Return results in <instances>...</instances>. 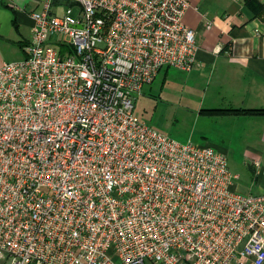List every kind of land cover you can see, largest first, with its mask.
<instances>
[{
    "label": "built area",
    "instance_id": "obj_1",
    "mask_svg": "<svg viewBox=\"0 0 264 264\" xmlns=\"http://www.w3.org/2000/svg\"><path fill=\"white\" fill-rule=\"evenodd\" d=\"M188 6L30 12L24 57L0 64V264L264 263V193L238 191L224 153L134 113L162 67L194 65Z\"/></svg>",
    "mask_w": 264,
    "mask_h": 264
},
{
    "label": "crops",
    "instance_id": "obj_2",
    "mask_svg": "<svg viewBox=\"0 0 264 264\" xmlns=\"http://www.w3.org/2000/svg\"><path fill=\"white\" fill-rule=\"evenodd\" d=\"M39 2L0 0V51L16 43L24 57L30 12ZM258 3L189 0L183 21L195 30L198 49L194 65L179 69L186 76L192 142L240 162L238 170L249 176L242 191L252 194L264 193V112L243 110L264 108V6Z\"/></svg>",
    "mask_w": 264,
    "mask_h": 264
},
{
    "label": "rangeland",
    "instance_id": "obj_3",
    "mask_svg": "<svg viewBox=\"0 0 264 264\" xmlns=\"http://www.w3.org/2000/svg\"><path fill=\"white\" fill-rule=\"evenodd\" d=\"M33 2H30V9ZM59 12L62 7L58 8ZM77 11L75 8L74 12ZM23 58L19 46L9 43L0 51V61H18ZM181 70V69H180ZM175 67H162L151 81L145 84L141 92L134 98V113L148 125L170 136L177 141H193L189 117V104L187 103L185 73ZM232 172L238 170L240 162L227 161ZM239 179H236L238 191L249 181V176L238 170Z\"/></svg>",
    "mask_w": 264,
    "mask_h": 264
},
{
    "label": "trees",
    "instance_id": "obj_4",
    "mask_svg": "<svg viewBox=\"0 0 264 264\" xmlns=\"http://www.w3.org/2000/svg\"><path fill=\"white\" fill-rule=\"evenodd\" d=\"M247 1H254L255 3H257V1L255 0H247ZM260 4V3H258ZM262 5V4H260ZM263 6V5H262ZM240 110V109H239ZM243 110H247V111H257V112H264V108H259V109H243Z\"/></svg>",
    "mask_w": 264,
    "mask_h": 264
}]
</instances>
